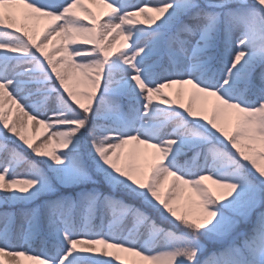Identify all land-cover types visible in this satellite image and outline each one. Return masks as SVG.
Instances as JSON below:
<instances>
[{
  "label": "snow or ice",
  "instance_id": "1",
  "mask_svg": "<svg viewBox=\"0 0 264 264\" xmlns=\"http://www.w3.org/2000/svg\"><path fill=\"white\" fill-rule=\"evenodd\" d=\"M92 2L110 9L106 21L97 22L84 0H0V206L54 197L20 209L27 227L15 234L16 214L0 213V264L5 257L6 264H21V257L36 264H137L122 260L120 252L148 264H264V0ZM40 20L48 23L37 33ZM118 44L121 50L110 58ZM165 46L169 67L156 72L158 65L150 61ZM217 60L220 67L213 70ZM81 80L89 91L74 90L70 82ZM173 85L181 86L177 99L165 91ZM184 85L194 89L187 105ZM120 97L127 98V111ZM206 97L219 104L211 118H198L203 108L197 104ZM225 108L237 113L232 134L218 124ZM28 121L46 133L38 144L25 135ZM85 140L87 157L81 154ZM130 144L133 157L140 145L156 150L159 162L146 182L136 178L135 164L120 166V150ZM188 151L191 160L181 164ZM96 176L164 219L170 214L184 233L166 230L140 207L103 194L94 187ZM169 176L172 183L161 198ZM212 177L236 195L215 206L201 183ZM57 184L81 190L60 195ZM181 185L201 196L204 221L177 215L172 205ZM254 213L251 231L242 230ZM45 223L51 246L44 240L36 252L31 242ZM201 236L223 245L203 261Z\"/></svg>",
  "mask_w": 264,
  "mask_h": 264
},
{
  "label": "rangeland",
  "instance_id": "2",
  "mask_svg": "<svg viewBox=\"0 0 264 264\" xmlns=\"http://www.w3.org/2000/svg\"><path fill=\"white\" fill-rule=\"evenodd\" d=\"M84 2L86 3V5L92 9L94 15L97 17V22H104L107 20V13L110 11V9H107L103 4H99V3H93L92 0H84ZM249 2H251V0H249ZM80 15H83V13H79ZM151 15H155L154 13H151ZM137 20L143 21V17H136ZM159 22V21H157ZM48 21L47 20H40L38 22H35V30L37 33H40L44 30V28L46 27ZM146 24V22H145ZM240 37V32L237 31L234 34V40L238 41ZM123 42L121 41V44ZM121 44H118L116 48H113L110 51V58L114 57L116 54H118L119 50H121ZM125 51H127V49H123ZM189 55H191V46H189ZM150 63H156L158 66L155 68L156 72H161L163 70V68L165 67H169V60H168V52H167V46H165L164 51L162 52L161 56L159 57H155L153 61H150ZM187 67H191L190 63L186 64ZM218 67H220L219 61H215L212 64V68L213 70L217 69ZM260 70V66L257 65L256 68V72L258 73ZM73 83L74 85V90L77 92H86L89 91L90 88L87 85L86 82H84L83 80H81V82L76 85L75 82H70ZM181 86L178 85V87L171 89V93L168 92V89H165V91L173 97V99H177L176 93L178 91V89ZM184 88V94H183V102L185 103V105H187L188 103V99L189 97L194 93V89H192V87L190 85H184L182 86ZM238 87L243 90L245 88V85L243 83H241L240 85H238ZM100 94L99 91L97 92V95ZM81 102L87 104V100L84 97H80ZM120 102L122 103V105L124 106V110L127 111V105H128V100L125 97H120ZM158 101H154V103H157ZM95 100L93 101V105L92 107H95ZM219 104V102L216 100L215 97H206L204 98L203 102H198L197 107L198 108H203L202 112H198V118L207 116L208 118H211V115L213 113V111L215 110V108L217 107V105ZM74 107H76L74 105ZM77 110L80 111V109L77 107ZM16 115V111H15V107L13 106V111L11 113V115L9 116V122L11 123L12 119L15 117ZM191 119V118H190ZM101 123H103V121H101ZM238 123V118H237V113L234 109H224V114L221 116L220 120H218V124L220 126H222L224 128V130L226 132H228L229 134H232L237 126ZM35 132V135H34ZM25 135H27L29 137L30 142L34 143V144H38L40 143L41 140L45 139L46 137V133L43 132L42 126L41 125H35L34 122L32 121H28V129L25 133ZM83 144L84 141H82L81 144V151L83 150ZM132 148L133 145H126L124 149L120 150V166H125L126 164L132 163L135 164L138 168V171L135 173V176L137 179L141 180V181H147V177L150 175V170L152 165H155L158 161L157 157L154 155L156 150L152 149V148H148L147 146H138V151L135 157H133L132 155H130V153L132 152ZM21 151H23V149H21ZM62 151H67V149H63ZM84 151V150H83ZM234 153V150H232ZM24 154L31 160L32 159V154L30 152H24ZM183 156L185 158H183ZM193 156V152L192 151H188L187 153H185L184 155H182V157L180 158L181 160V164L185 163L186 161H190L191 158ZM143 157H147V159H144ZM163 163H166V161H163ZM200 163L202 164L203 161L201 160ZM212 161L209 160V166H211ZM20 172H24L25 169L21 168L19 170ZM203 175H209L208 172H204L202 173ZM51 175V173H50ZM99 183L98 185H95L97 188H106L104 187V185L102 184V178L99 176L95 177ZM216 178L212 177L209 179H204L201 183L203 186L206 187L207 192L211 195V197L213 199H215V201L217 202V204L215 206H218L219 204H223L226 203L228 200H230L233 196L236 195L235 191H230L227 187L223 186L222 183H216L214 182ZM173 180V177L169 176L167 177V179L164 180V188L161 190V198H164L167 194V189L168 187L171 185ZM93 187V185H89L88 187ZM57 189H58V194H65V193H69L73 190L76 189V187H68V188H63L61 187L59 184L56 185ZM181 191L179 194V198L176 200L175 203H173V207L176 209L177 215L180 216H185L187 219L193 221V222H202L204 221L205 217H206V213L204 212L203 209V204L201 203V196L198 195L195 191L192 190V188L188 185H181L180 186ZM107 192H110L109 189H106ZM115 196L117 198L123 199L126 203L129 204H134L136 207L141 206L142 207V211H145L147 213V215H149L159 226L163 227L166 230H172L174 231L177 235H181L184 233L185 229L182 226L178 225V222L174 223V218L170 216V214L165 213V215L168 216V219H164V217L161 216V214L159 212H157L155 209L150 208L148 205H144L142 201H138L137 198L135 197H131V196H127L124 193H120V192H114ZM54 197L51 196H42L40 199H38L37 201L33 202L32 204H15V205H9L7 210H4L6 212H13L16 214V219H15V223L13 225V234H15L16 230L20 227V226H24L25 228L27 227L26 222L22 220V218L20 217V209L25 208V207H35L37 204L42 203L44 200L46 199H53ZM209 203V207L210 209L214 210V207L211 204V201L208 202ZM257 211H259V209H257ZM159 215V217H157L156 215ZM110 217H106L105 220V231H107V225H108V221H109ZM256 220V215L255 213L252 216V220L247 224V225H243L242 226V230L244 231H251L252 228V224L255 222ZM213 223L215 222V219H213L212 221ZM80 223H81V227H83V220L82 217L80 218ZM95 223L98 225L99 221L96 220ZM208 227H210L211 225H207ZM0 227H2V224H0ZM127 227L130 229L133 227V225L131 224V222H129L127 224ZM45 232H44V231ZM142 232H144V240L148 239V235H147V231L143 228L140 229ZM114 231H118V227L114 228ZM239 231V230H238ZM41 235L42 236H38L35 237L32 242H31V247L34 251L39 252L44 248V244L42 243V241L47 240L49 242V247L51 246V237H49L47 235V225L46 223L42 226L41 229ZM125 235H127V233H125ZM229 240L232 239V237L228 238ZM201 243L204 245V251L200 256L201 261H203V258L207 257L209 254H212L214 252H216V249L222 248V243L221 242H217V241H213L208 239L207 237L201 236L200 237ZM143 242V241H141ZM238 242V241H237ZM161 248L163 246V241L160 242ZM109 251H114L112 249H109ZM120 257L122 260H127L129 257L131 258H135L132 256L131 253H125V252H120L119 253ZM129 256V257H128ZM137 259L136 262L137 264H148L147 261H143L141 260L140 257H136ZM7 257L4 258L5 260V264L7 261ZM21 264H36L35 261L26 259L21 257Z\"/></svg>",
  "mask_w": 264,
  "mask_h": 264
},
{
  "label": "trees",
  "instance_id": "3",
  "mask_svg": "<svg viewBox=\"0 0 264 264\" xmlns=\"http://www.w3.org/2000/svg\"><path fill=\"white\" fill-rule=\"evenodd\" d=\"M98 95H99V94H98ZM82 149H83L84 151L82 150V151H81V154H82L83 156L87 157L88 154H89V147H88V144H87V141H86V140L84 141V144H83V148H82ZM183 158H185V157L183 156ZM31 160H36L37 163H39L41 167H46V166L40 161L39 158H37V157H35V156H33V155H32V159H31ZM49 174H50V173H49ZM101 178H102V177H101ZM101 180H102V184H103L104 187H106V188H100V187H98L99 191L102 192V193L105 194V195H115L114 192L112 191V189L109 188V186H108L106 183H104L103 179H101ZM90 187H91V186H90ZM94 187H96V186H94ZM106 189H109L110 192H107ZM80 190H81V188L76 187L75 190H73V191H71V192H69V193H65V194H62V193H61L60 195H74L76 192H78V191H80ZM120 193H121V192H120ZM118 199H120V198H118ZM8 206H9V205H2V206H0V213H2L6 208H8ZM139 207L142 209L141 206H139ZM156 216L159 217L158 213H157ZM219 250H220V248H219V249H216V252H218ZM210 255H211V254H209L207 257H209ZM207 257L203 258V260H205Z\"/></svg>",
  "mask_w": 264,
  "mask_h": 264
},
{
  "label": "bare ground",
  "instance_id": "4",
  "mask_svg": "<svg viewBox=\"0 0 264 264\" xmlns=\"http://www.w3.org/2000/svg\"><path fill=\"white\" fill-rule=\"evenodd\" d=\"M176 87H178V85H173L171 89L176 88ZM171 89H168V92H169V93H171ZM140 146L143 147V146H145V145H140ZM128 257H129V256H128ZM133 259L135 260V259H137V258H136V257H135V258H131V257H129L126 261H132ZM135 261H136V260H135Z\"/></svg>",
  "mask_w": 264,
  "mask_h": 264
}]
</instances>
